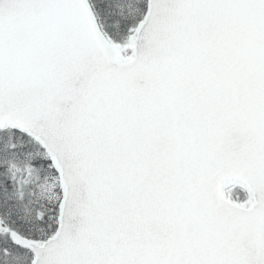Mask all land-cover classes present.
Returning a JSON list of instances; mask_svg holds the SVG:
<instances>
[{"label":"snow or ice","instance_id":"6c2138e0","mask_svg":"<svg viewBox=\"0 0 264 264\" xmlns=\"http://www.w3.org/2000/svg\"><path fill=\"white\" fill-rule=\"evenodd\" d=\"M0 264H264V0H0Z\"/></svg>","mask_w":264,"mask_h":264}]
</instances>
